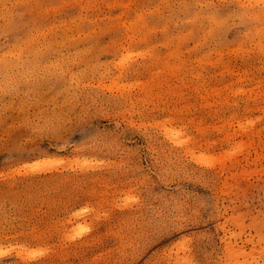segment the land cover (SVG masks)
Segmentation results:
<instances>
[{"label":"rangeland","instance_id":"374dc122","mask_svg":"<svg viewBox=\"0 0 264 264\" xmlns=\"http://www.w3.org/2000/svg\"><path fill=\"white\" fill-rule=\"evenodd\" d=\"M0 264H264V0H0Z\"/></svg>","mask_w":264,"mask_h":264}]
</instances>
